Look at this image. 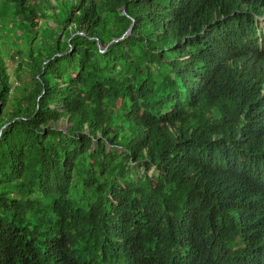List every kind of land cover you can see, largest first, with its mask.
<instances>
[{"label": "trees", "instance_id": "trees-1", "mask_svg": "<svg viewBox=\"0 0 264 264\" xmlns=\"http://www.w3.org/2000/svg\"><path fill=\"white\" fill-rule=\"evenodd\" d=\"M52 2L0 0V264H264V0Z\"/></svg>", "mask_w": 264, "mask_h": 264}, {"label": "rangeland", "instance_id": "rangeland-1", "mask_svg": "<svg viewBox=\"0 0 264 264\" xmlns=\"http://www.w3.org/2000/svg\"><path fill=\"white\" fill-rule=\"evenodd\" d=\"M51 7H53V2H52V0H51ZM47 13H49V15L50 16H54V12L52 11V10H48L47 11ZM71 16V13H68L67 15H66V19L67 18H69ZM65 19V20H66ZM65 20H62V16L61 15H59V26L61 27L63 24H66V21ZM49 24H51V25H53V23L52 22H49ZM62 32L60 31L59 32V35L61 34ZM69 40V39H68ZM6 62H7V69H8V72L11 74V76H10V79H11V81H12V83L15 85V82H16V80L14 79V77H13V66H14V64L13 63H11L10 61H6L5 60V64H6ZM60 120L58 121V123H57V125H59L60 123ZM64 126V125H63Z\"/></svg>", "mask_w": 264, "mask_h": 264}, {"label": "clouds", "instance_id": "clouds-1", "mask_svg": "<svg viewBox=\"0 0 264 264\" xmlns=\"http://www.w3.org/2000/svg\"><path fill=\"white\" fill-rule=\"evenodd\" d=\"M7 61H10V60H7ZM11 62V61H10ZM12 63V62H11ZM7 64V62H6ZM138 169V168H137ZM139 172V170H138ZM150 173V172H149ZM148 173V174H149ZM124 259H125V264H137V261L135 260V258H133L132 256H129V255H126L124 256Z\"/></svg>", "mask_w": 264, "mask_h": 264}]
</instances>
